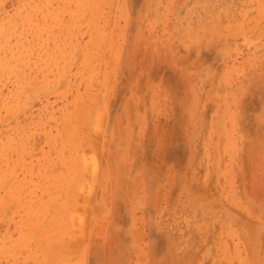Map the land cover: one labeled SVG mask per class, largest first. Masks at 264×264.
I'll use <instances>...</instances> for the list:
<instances>
[{
    "label": "rangeland",
    "instance_id": "obj_1",
    "mask_svg": "<svg viewBox=\"0 0 264 264\" xmlns=\"http://www.w3.org/2000/svg\"><path fill=\"white\" fill-rule=\"evenodd\" d=\"M0 264H264V0H0Z\"/></svg>",
    "mask_w": 264,
    "mask_h": 264
}]
</instances>
